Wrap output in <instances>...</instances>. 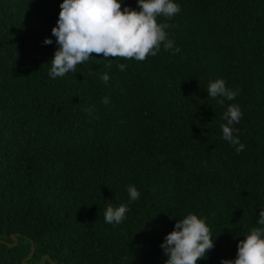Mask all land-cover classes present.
I'll use <instances>...</instances> for the list:
<instances>
[{
    "label": "trees",
    "instance_id": "16d2710c",
    "mask_svg": "<svg viewBox=\"0 0 264 264\" xmlns=\"http://www.w3.org/2000/svg\"><path fill=\"white\" fill-rule=\"evenodd\" d=\"M62 2L0 0V264H23L32 245L25 263L165 264L161 244L189 214L214 240L197 264L234 261L264 228V0H173L181 11L157 22L178 53H93L53 79ZM217 79L235 99L208 96ZM229 105L239 153L223 139ZM121 205L122 222L106 223Z\"/></svg>",
    "mask_w": 264,
    "mask_h": 264
},
{
    "label": "clouds",
    "instance_id": "9594fccd",
    "mask_svg": "<svg viewBox=\"0 0 264 264\" xmlns=\"http://www.w3.org/2000/svg\"><path fill=\"white\" fill-rule=\"evenodd\" d=\"M139 11L127 6L121 9V0H63L60 4L57 25L52 28L59 48L51 60L49 76L53 79L63 77L69 72H76L78 64L89 60L91 54L137 61L145 60L149 55L155 56L161 44L166 50L178 53L174 41L168 39L165 29L170 25L157 22V17L172 18L181 11L173 0H138ZM46 38L44 44H51ZM111 67L109 63L107 65ZM125 71L126 64H118ZM101 79L107 83L110 79L105 73ZM211 98L222 97L217 102L233 100L238 91L226 88L223 79L209 82L207 88ZM107 105V97L102 98ZM242 112L238 105H229L221 125L223 139L238 145L237 153L244 150L238 137L233 136L231 125L239 123ZM129 198L137 200L140 192L134 186H128ZM128 211L125 205L118 208L108 206L104 212V220L109 224H119ZM258 224L264 226V210L259 213ZM161 248L168 256L165 264H197L205 258L206 253L214 248V240L204 220L195 214H189L178 220L174 230L167 234ZM221 264H264V228H253L237 245V256L233 260H222Z\"/></svg>",
    "mask_w": 264,
    "mask_h": 264
},
{
    "label": "water",
    "instance_id": "95a60500",
    "mask_svg": "<svg viewBox=\"0 0 264 264\" xmlns=\"http://www.w3.org/2000/svg\"><path fill=\"white\" fill-rule=\"evenodd\" d=\"M12 238L15 239V237L13 235H12ZM13 244H15V243H13ZM13 244H9V245H13ZM33 251H34V246L32 245L29 255L23 259V264H33V263H25L31 257V255L33 254ZM46 258H47V255L43 256L42 261H41L40 264H42L45 261ZM49 261H51V260L49 259ZM53 264H58V263L55 262Z\"/></svg>",
    "mask_w": 264,
    "mask_h": 264
}]
</instances>
